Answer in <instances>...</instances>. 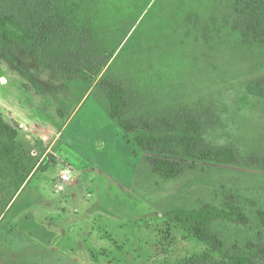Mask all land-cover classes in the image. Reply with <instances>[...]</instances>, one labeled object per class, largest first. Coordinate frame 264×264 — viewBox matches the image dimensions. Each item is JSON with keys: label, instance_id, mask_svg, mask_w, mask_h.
Masks as SVG:
<instances>
[{"label": "rangeland", "instance_id": "1", "mask_svg": "<svg viewBox=\"0 0 264 264\" xmlns=\"http://www.w3.org/2000/svg\"><path fill=\"white\" fill-rule=\"evenodd\" d=\"M187 54L199 64L193 97L213 114L205 139L264 154V96L249 89L264 75V51L229 37ZM0 115L21 149L46 166L0 222V264H176L210 252L164 218L172 208L239 207L246 224L215 226L227 246L264 239L262 171L201 164L164 179L124 138L97 83L67 82L30 49L1 42Z\"/></svg>", "mask_w": 264, "mask_h": 264}, {"label": "trees", "instance_id": "2", "mask_svg": "<svg viewBox=\"0 0 264 264\" xmlns=\"http://www.w3.org/2000/svg\"><path fill=\"white\" fill-rule=\"evenodd\" d=\"M229 37L264 51V0H0V42L30 49L67 82L97 83L124 138L167 180L201 164L264 173L260 151L205 139L213 114L203 98L193 97L199 64L195 54L189 58V47ZM249 89L264 96V75ZM18 137L0 115V222L36 171L46 170ZM258 212L264 226V212ZM163 216L218 256L206 251L176 264H264V239L228 247L215 230L246 224L239 207L172 208Z\"/></svg>", "mask_w": 264, "mask_h": 264}, {"label": "built area", "instance_id": "3", "mask_svg": "<svg viewBox=\"0 0 264 264\" xmlns=\"http://www.w3.org/2000/svg\"><path fill=\"white\" fill-rule=\"evenodd\" d=\"M21 128H24L25 130H27V128L25 127V125H21ZM72 173L71 171H65L64 175H63V180L64 182H69L72 179Z\"/></svg>", "mask_w": 264, "mask_h": 264}, {"label": "crops", "instance_id": "4", "mask_svg": "<svg viewBox=\"0 0 264 264\" xmlns=\"http://www.w3.org/2000/svg\"><path fill=\"white\" fill-rule=\"evenodd\" d=\"M31 144H33V143H31Z\"/></svg>", "mask_w": 264, "mask_h": 264}]
</instances>
